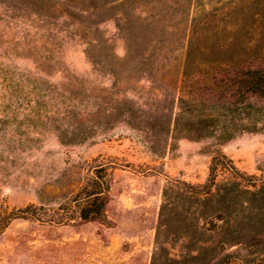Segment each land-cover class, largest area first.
I'll list each match as a JSON object with an SVG mask.
<instances>
[{
	"label": "rangeland",
	"instance_id": "374dc122",
	"mask_svg": "<svg viewBox=\"0 0 264 264\" xmlns=\"http://www.w3.org/2000/svg\"><path fill=\"white\" fill-rule=\"evenodd\" d=\"M256 78L264 0H0V264H264L263 203L167 190L203 185L216 153L264 174ZM97 165L106 221L85 222L71 201ZM29 205L42 222L6 219Z\"/></svg>",
	"mask_w": 264,
	"mask_h": 264
},
{
	"label": "trees",
	"instance_id": "16d2710c",
	"mask_svg": "<svg viewBox=\"0 0 264 264\" xmlns=\"http://www.w3.org/2000/svg\"><path fill=\"white\" fill-rule=\"evenodd\" d=\"M248 88H251V92L258 89L261 85H264L263 78H256L254 81H248ZM235 106V103H234ZM227 106L223 104L221 109L228 111ZM230 111H233L230 110ZM234 111H239L238 107H235ZM248 116V115H247ZM235 123L231 122L233 126L242 127L239 120L236 119ZM226 130H232L228 127ZM264 131L262 129H258ZM257 129L251 131L247 130L245 127L242 131L255 132ZM231 134L228 136V138ZM222 170L227 174L226 180L222 185L218 186L216 179L217 173ZM171 185V186H170ZM167 190L178 191L180 194L185 193L190 199H196L199 203L206 205H211L216 199V203H220L222 199L229 197L230 195H240L247 194L250 195L257 203L264 204V174L261 176L246 175L245 173L239 171L232 163V161L227 158L222 153H216L211 157L209 165V173L206 182L203 185L191 186L185 183H179L175 181L170 184ZM110 188V179L107 169L104 165H97L92 168L91 177L86 181L85 186L82 187L80 192L72 199L71 203L77 208V216L80 220L85 222H104L106 221L104 208L108 201V194ZM166 196V193H165ZM165 206L161 208V212L164 211ZM42 208L29 205L22 210H18L9 213L6 219L9 221L14 218L22 219H34L36 221L42 222ZM220 210L214 209L210 213H205V218L210 219L209 222H215L214 228L216 230L219 225L217 222L223 221V217ZM73 218L64 217V219L57 221L50 220L49 222L61 223L67 221H73ZM224 222V221H223Z\"/></svg>",
	"mask_w": 264,
	"mask_h": 264
},
{
	"label": "crops",
	"instance_id": "0c3cea01",
	"mask_svg": "<svg viewBox=\"0 0 264 264\" xmlns=\"http://www.w3.org/2000/svg\"><path fill=\"white\" fill-rule=\"evenodd\" d=\"M42 259H30V260H21L23 262H32V264H84V262L92 261V257L87 256H73V255H52V256H43ZM90 258V259H88Z\"/></svg>",
	"mask_w": 264,
	"mask_h": 264
}]
</instances>
